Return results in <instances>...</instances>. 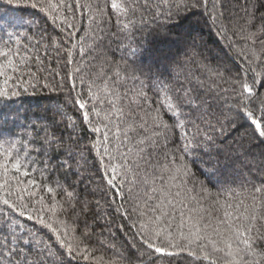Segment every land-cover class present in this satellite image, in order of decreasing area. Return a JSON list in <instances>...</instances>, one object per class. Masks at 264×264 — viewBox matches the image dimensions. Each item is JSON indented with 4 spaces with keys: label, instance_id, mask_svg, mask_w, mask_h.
I'll return each mask as SVG.
<instances>
[{
    "label": "snow or ice",
    "instance_id": "obj_1",
    "mask_svg": "<svg viewBox=\"0 0 264 264\" xmlns=\"http://www.w3.org/2000/svg\"><path fill=\"white\" fill-rule=\"evenodd\" d=\"M220 3L0 0V264H171L185 255L189 264H264V153L259 165L244 164L261 174L258 183L233 167L246 145H264V16L256 24L245 9L229 27ZM23 8L38 10L56 35L34 31L38 22ZM200 8L224 42L215 55L174 31ZM145 31L153 38L137 45ZM118 34L127 40L121 60L92 63ZM38 88L65 98L21 124L16 99ZM228 142L235 151L221 159ZM86 153L95 162L88 194L103 199L95 204L109 228L119 217L134 260L123 251L96 255L88 225L79 229V181L52 178ZM81 168L77 161L75 175Z\"/></svg>",
    "mask_w": 264,
    "mask_h": 264
},
{
    "label": "trees",
    "instance_id": "obj_2",
    "mask_svg": "<svg viewBox=\"0 0 264 264\" xmlns=\"http://www.w3.org/2000/svg\"><path fill=\"white\" fill-rule=\"evenodd\" d=\"M3 7H8L7 5H3ZM245 9L251 11L255 16V23L259 24L261 21V17L264 16V0H221V3L218 4V10L223 12V22L229 27H231L232 23H242V17L245 16ZM21 14L31 15L32 18L38 22L39 28H34V31L38 32L40 29L47 28V31L50 35L55 36L56 30L48 24L41 13L38 10H33L31 8H23L18 10ZM180 31L184 33L185 30L191 33V36L194 37L197 43L205 45L213 55L221 52V46L223 45V40H221L217 34L216 30L213 27L212 23L208 19V15L203 8L194 11V14L190 15L188 19L184 20L180 25L179 29H174V31ZM112 31H115L113 28ZM153 37L148 36L147 31L143 33H136L135 41L136 44H142L145 39H152ZM127 43V40L119 34L117 36L108 35L104 42L103 47L100 50L102 55L99 56L97 60L92 63L99 65L103 63L104 59L107 58L110 61H119L122 56L121 43ZM173 54H175V50H173ZM183 59V57H179ZM222 60L224 63L231 64L229 57H223ZM218 61H213V63H217ZM52 66L55 67V61L53 60ZM96 68H91L90 71L95 72ZM189 71L193 73V81L195 76L198 75V70L195 64H189L184 73L187 74ZM180 82H184V75L182 74L180 77ZM173 84H176V81H172ZM131 86V83L129 84ZM187 87V84H184ZM193 87H195V83L193 82ZM149 95L152 96L153 93L149 92ZM63 93H55L49 92L47 89H37L35 94L32 93V90H29V93L22 94L19 98L16 99L15 107H18L21 111V124L29 123V120H25L24 116L26 115L32 122H36L37 116L45 115V109H47L50 105L55 106V101L59 99L61 102L64 100ZM27 110V111H26ZM70 115H78L75 112V109L69 106L67 109ZM47 115L51 117L52 113L48 112ZM48 123V121H39L37 122V127L39 128L41 125ZM31 130V129H28ZM18 133H23L25 129L23 127H18L16 129ZM64 131L63 125L60 126V129L57 130V135L60 132ZM67 133H65L66 135ZM44 133L41 132L40 136H43ZM85 135V134H82ZM39 139V137H37ZM86 143V140L84 141ZM230 143H225L220 145L223 149L221 153V159H223V154L229 151H235V146L230 148ZM246 155H241L238 157V160L233 164V167L242 174L249 173V169L244 166L246 160H255V163L259 165L261 159V153H264V145H253L252 147L245 146L244 149ZM204 160H208V155L201 154ZM213 156L216 155L215 151L212 153ZM62 159V158H61ZM77 161L79 165L82 166L81 171L82 175H75V171L77 168ZM87 161V162H85ZM55 163V161H53ZM93 156L90 154H85L84 159H80L76 157V160L72 162L71 168H57L55 173L53 174V179L59 178L61 181L68 178L69 182L79 181L76 184V192L81 197V202L76 204V209L80 212L78 217L79 219V229L80 231H84L85 223L88 225V232L90 234V245L92 248L96 250L95 254L98 256H103L105 259H109L114 257V253L118 251H123L125 255L131 256L133 260L135 259L134 254L131 250L125 247V237L124 234L121 233L117 229V225L121 223L119 217L112 216V224L110 228L106 225L105 217L103 213L105 212V208L102 206L100 209H97L95 201L97 199H101L103 205V199L97 194L96 196L89 195L88 192L90 187L93 186L90 184L92 180L91 173L94 171ZM200 165H193V170L196 172V176L200 180H204L205 176L200 171ZM254 179H256L257 183L260 179V173L253 172L249 173ZM216 189H213L215 191ZM86 199L88 201L87 207H84L83 200ZM108 214L111 215V210H107ZM72 218L71 212L69 213V219ZM32 222H29L31 224ZM113 233L114 235L110 234ZM115 244L116 249H112L109 247L111 244ZM171 259V264H189L191 260L190 257L181 256V257H173ZM79 264H86L85 261H80ZM163 264H168V258L165 259Z\"/></svg>",
    "mask_w": 264,
    "mask_h": 264
}]
</instances>
